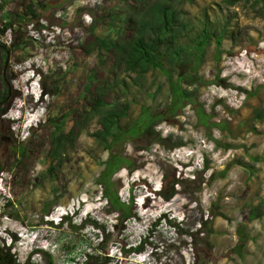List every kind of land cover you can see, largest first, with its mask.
<instances>
[{
  "label": "rangeland",
  "instance_id": "1",
  "mask_svg": "<svg viewBox=\"0 0 264 264\" xmlns=\"http://www.w3.org/2000/svg\"><path fill=\"white\" fill-rule=\"evenodd\" d=\"M221 1L174 0L194 24L178 43L189 55L180 64H164L170 75L157 70L138 77L125 74L111 53L95 46L98 38L116 35L128 10L124 0H0L1 41L10 47L16 34L17 43L24 42L8 52V98L21 97L4 119L11 133L0 199V246L16 236L12 253L20 263L31 249L48 252L54 264H74L72 258L83 262L97 248L109 264H264V117H254L264 109V2L226 8ZM81 9L96 11L103 24L94 26L89 14L79 15ZM205 28L211 37L200 52ZM195 76L202 82L191 83ZM179 77L189 94L183 102L174 101L170 82ZM99 84L109 87L106 102L130 104L120 123L128 134L120 142L110 139L112 150L93 136L98 121L88 119ZM160 112L164 121L149 127ZM54 133L68 138L58 160L52 155ZM169 137L185 146L170 149ZM111 155L121 159L114 190L125 202L133 197L136 219L107 205L98 180ZM175 180L182 184L166 202L158 192L168 194ZM66 215L71 222L54 227ZM162 215L191 232L204 216L212 234L192 243L163 219L157 222ZM206 240L213 246L210 255ZM144 241L140 254L126 258L121 251ZM30 263L48 264L42 254Z\"/></svg>",
  "mask_w": 264,
  "mask_h": 264
},
{
  "label": "trees",
  "instance_id": "2",
  "mask_svg": "<svg viewBox=\"0 0 264 264\" xmlns=\"http://www.w3.org/2000/svg\"><path fill=\"white\" fill-rule=\"evenodd\" d=\"M27 1V0H24ZM255 4H260L264 0H222L221 4L226 8H231L236 6L239 3L252 2ZM125 5L128 10L124 12L122 19H119V28L115 36H109L108 38L102 39L98 38L95 42V46L100 50H105L108 53H111L116 61L117 65L123 68V71L127 75H136L138 77H145L150 72L163 70L166 75H170L167 70H165L164 64L171 63L177 65L183 62V57H188V52L184 46L179 45V41L186 35L189 34L193 28L194 24L189 17V14L177 4L174 3V0H124ZM3 8V5H1ZM29 13L34 15V7L29 6ZM89 14L94 26H100L104 22V18L100 19L97 16L96 11L94 10H79V15ZM16 17L22 16L19 14L15 15ZM13 23L9 26H6V31L12 30ZM45 27L41 28L44 29ZM40 29V30H41ZM4 33L0 29V49L2 55L0 56V92L5 84L9 81V76L11 71L7 70L6 67L9 63L8 52L10 47L20 49L23 45V41L17 43L16 34L13 40L12 45L9 47L1 41L4 37ZM211 34L208 32V29L205 28L202 33L201 41L197 42V48L200 52L203 50L205 44L204 41L210 39ZM221 42H218L217 49H219ZM220 51L218 50V54ZM187 59V58H185ZM200 57L196 58V61H199ZM8 61V62H7ZM195 61V62H196ZM17 76L18 74L15 73ZM13 76V73L11 77ZM13 78V77H12ZM12 80V79H11ZM183 78L179 77L177 83L171 82V87L173 91V98L175 102H183L189 98V94L181 89V82ZM202 82L198 76L195 78L191 77L190 82ZM13 85V84H12ZM127 89V88H126ZM47 91L44 88V92ZM9 89L5 87V92L1 95L0 98V173L5 170V159L8 160L6 149L10 146L8 142L9 134L11 133L9 127L4 126V119L10 110V107L14 99H19L21 96L18 93H13L8 98ZM109 93V87L106 84H99L97 90L93 93V103L88 114V119H96L98 121L100 131L93 136L107 144L109 149L112 150L113 144L109 143L110 139H113L115 142H120L124 137L127 136L128 132L120 131V123L122 120L127 119L129 116L130 104L128 102L121 103L120 100H116L113 103H108L105 100V97ZM3 104V106L1 105ZM175 109V108H173ZM264 109H256L254 111V117L256 120H262ZM203 114L201 113V119H204ZM8 119V118H6ZM10 122V119H8ZM164 121L163 112L158 113L149 121V127H157ZM13 123V121H12ZM15 123V122H14ZM136 126V125H135ZM135 128V127H134ZM130 130L131 133H135L139 130L137 129ZM34 129L31 130V135L34 134ZM73 130L69 136V141L72 135L74 134ZM172 143L169 145L170 149H178L185 146L182 140L174 141L171 137ZM68 141L57 134H53L52 146L54 147L52 155L54 159L58 160L61 152V146ZM21 152L19 153L22 157L26 156L28 153V148L26 143L23 142L19 147ZM121 165V159L117 156L111 155L109 160L105 163V169L99 178V183L103 185L105 196L107 199V205L110 207L116 208L121 217H125L127 220L136 219L137 214L134 212V199L130 197L128 202L123 201L120 196L114 190V182L112 180L113 175L118 170ZM54 167H51L48 172L51 175ZM180 180H175L168 194H165L164 190L158 192V195L163 198L166 202H170L177 194L176 187L181 185ZM9 205V204H7ZM164 220L168 223L170 228L173 229L175 233L180 236L190 237L192 243L196 240V237L204 234L209 236L212 234V229L208 219H204L202 216L201 222L199 223V229L196 232L183 231L181 224L175 223L172 220H169L166 215H162L157 222ZM72 217L66 215L61 219V224L54 226L58 227L63 225L65 221L71 222ZM90 222V221H89ZM86 223V222H85ZM92 227L100 231L101 226L96 222H90ZM51 225H54L52 222ZM18 239L13 235L12 244L6 246L2 244L0 246V264H31L30 260L34 255L42 254L47 260L48 264H54L52 261V256L43 250H33L32 253L27 257L24 263H20L17 260L15 254L12 253V248L17 243ZM145 241L140 243L139 246L130 247L128 250L121 247V251L127 258L131 254H140L144 251ZM207 252L210 255L213 250L212 244L209 240L205 241ZM92 248V246H89ZM94 253H85L84 261L76 262L75 258H72L71 261L74 264H109L110 259L102 254H99L97 248H93Z\"/></svg>",
  "mask_w": 264,
  "mask_h": 264
},
{
  "label": "clouds",
  "instance_id": "3",
  "mask_svg": "<svg viewBox=\"0 0 264 264\" xmlns=\"http://www.w3.org/2000/svg\"><path fill=\"white\" fill-rule=\"evenodd\" d=\"M31 72H32V75L30 76V79H29V83H31V84H34V83H36V81H37V79H36V74H35V71L33 70V69H31L30 70ZM21 109H23V107H21ZM22 119V118H21ZM21 120H19V122H20ZM18 122V123H19ZM7 184V182H5V174L4 173H2L1 175H0V199H1V196H2V192L4 191V188H3V186H5ZM18 241H20V240H18ZM12 244V243H11ZM17 243H15V245H16ZM32 249L29 251V253L27 254V257L32 253ZM26 257V258H27Z\"/></svg>",
  "mask_w": 264,
  "mask_h": 264
},
{
  "label": "crops",
  "instance_id": "4",
  "mask_svg": "<svg viewBox=\"0 0 264 264\" xmlns=\"http://www.w3.org/2000/svg\"><path fill=\"white\" fill-rule=\"evenodd\" d=\"M259 161H260V163H262L263 164V170H262V175H263V178H264V158H261V159H259ZM263 218H264V210H263ZM262 234H264V232L262 233Z\"/></svg>",
  "mask_w": 264,
  "mask_h": 264
},
{
  "label": "flooded vegetation",
  "instance_id": "5",
  "mask_svg": "<svg viewBox=\"0 0 264 264\" xmlns=\"http://www.w3.org/2000/svg\"><path fill=\"white\" fill-rule=\"evenodd\" d=\"M10 77V76H9ZM10 84V86H11V88L13 89V83H12V80L11 79H9V81H8V85ZM20 159L21 158H18V160H17V163H20ZM7 162V160L5 159V163ZM5 167V166H4Z\"/></svg>",
  "mask_w": 264,
  "mask_h": 264
},
{
  "label": "water",
  "instance_id": "6",
  "mask_svg": "<svg viewBox=\"0 0 264 264\" xmlns=\"http://www.w3.org/2000/svg\"><path fill=\"white\" fill-rule=\"evenodd\" d=\"M8 62V61H7Z\"/></svg>",
  "mask_w": 264,
  "mask_h": 264
}]
</instances>
